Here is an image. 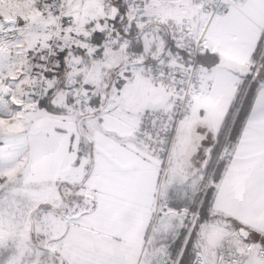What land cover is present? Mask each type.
Wrapping results in <instances>:
<instances>
[{
    "label": "snow or ice",
    "instance_id": "1",
    "mask_svg": "<svg viewBox=\"0 0 264 264\" xmlns=\"http://www.w3.org/2000/svg\"><path fill=\"white\" fill-rule=\"evenodd\" d=\"M0 264H264V0H0Z\"/></svg>",
    "mask_w": 264,
    "mask_h": 264
},
{
    "label": "crops",
    "instance_id": "2",
    "mask_svg": "<svg viewBox=\"0 0 264 264\" xmlns=\"http://www.w3.org/2000/svg\"><path fill=\"white\" fill-rule=\"evenodd\" d=\"M8 7H15V5H5V8L7 9Z\"/></svg>",
    "mask_w": 264,
    "mask_h": 264
}]
</instances>
